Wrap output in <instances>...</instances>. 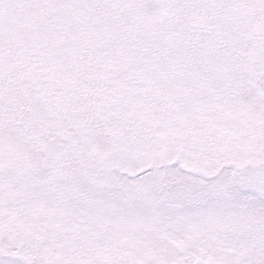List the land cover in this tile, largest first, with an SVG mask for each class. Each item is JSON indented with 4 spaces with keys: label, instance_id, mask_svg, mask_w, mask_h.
<instances>
[{
    "label": "snow or ice",
    "instance_id": "6c2138e0",
    "mask_svg": "<svg viewBox=\"0 0 264 264\" xmlns=\"http://www.w3.org/2000/svg\"><path fill=\"white\" fill-rule=\"evenodd\" d=\"M0 264H264V0H0Z\"/></svg>",
    "mask_w": 264,
    "mask_h": 264
}]
</instances>
